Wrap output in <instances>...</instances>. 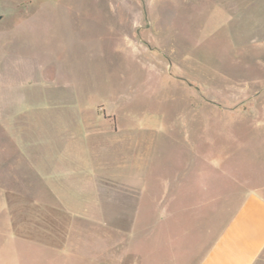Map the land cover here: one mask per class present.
<instances>
[{"label": "rangeland", "instance_id": "374dc122", "mask_svg": "<svg viewBox=\"0 0 264 264\" xmlns=\"http://www.w3.org/2000/svg\"><path fill=\"white\" fill-rule=\"evenodd\" d=\"M28 143L44 144L51 169L59 143L126 160L109 165L129 190L111 203L131 209L146 190L145 233L154 200L177 209L157 226L155 261H185L213 230V203L178 208L198 189L225 201V222L247 193L264 199V0H0V264H119L113 237L75 221L88 220L75 181L54 197L33 176ZM138 243L147 257V236Z\"/></svg>", "mask_w": 264, "mask_h": 264}, {"label": "crops", "instance_id": "0c3cea01", "mask_svg": "<svg viewBox=\"0 0 264 264\" xmlns=\"http://www.w3.org/2000/svg\"><path fill=\"white\" fill-rule=\"evenodd\" d=\"M21 144L22 147H25L23 143ZM93 144L97 145V143ZM40 149L42 152L41 159L38 160L37 156L38 152L40 153ZM44 149V144L42 143H28V166L31 168L33 176L42 180L48 192L54 197H61L60 195L64 193L60 181H75L73 185L75 183L80 189L74 188L73 190L74 209L81 211L88 218V220L75 218V221L79 220L78 222L80 223L78 224L84 226L98 227L107 236L109 235L108 237H113V244L110 245V249L121 246L122 251L117 257H114L112 251H108V256L111 260L113 258L119 259V264H160L158 262L159 258L155 261L156 255L154 253L155 246H160L157 226L166 219L171 220L170 222L173 223L177 209L170 211L162 210L161 200L158 197V200H154L157 204L153 202L155 214L152 218V227L148 228L145 233V230L141 229L139 213L143 207V200L140 198L144 196L146 190H137L134 195L136 202L131 209L127 205H123L120 210L117 206H114V203H111L112 195L117 194L119 191H124L125 193L129 190L128 187L124 186L121 177L117 175L118 172H111L108 169L109 165H120L126 160L118 156L111 157L110 159L93 157L88 150V143H59L58 163L60 166L56 170L55 168L51 169V166L48 165L49 157L43 153ZM35 158L37 160H34ZM93 163L95 166H91ZM48 169L52 170L51 174L45 172ZM97 170H103V172H98V174ZM88 187L90 190H88ZM197 191L198 199L196 201L190 200L191 202H188L185 199L186 201H183L178 208L187 211L194 208V203H202L199 205V208L204 204L213 203L216 205V212L212 213L213 230H209L210 227L208 225V230H205V235L206 237L208 236L206 242L203 243L197 252L194 251L192 246L190 250H186L182 254H185L187 257L185 261L178 260L177 258L173 259V257L170 259L171 262L169 264H264V199L258 197L259 190L254 189L251 193H247L243 201L238 204L236 210L228 216L229 218L226 222L225 219H220L218 211L220 204L222 205L221 209H225V201L220 200L219 196L208 198V189L202 188ZM76 195L81 198V201H87L88 199L86 198L88 196L95 198L101 195L105 197L104 202L106 203L100 202V204L97 203L93 206L84 203L77 205L78 198L75 197ZM28 196H31L29 191ZM57 206L62 211L65 210V207L61 204H57ZM116 210L121 213L119 216L122 224L126 223L125 226L115 227L110 225L112 220L119 219V216L113 212ZM92 213H95V215ZM128 217L130 218L129 222L127 221ZM185 235L187 236L186 240L193 243V239L189 238L188 230L184 232L183 236ZM145 236H147L148 246L152 247V251L148 253L147 257H143L140 253L132 251L134 247H137L139 251L141 247L138 241L144 240ZM174 239L172 242L175 243L177 239ZM36 242L28 239V246L45 247L44 244ZM108 248L105 247V250H108ZM97 256V254L92 252L87 255L79 252L75 255L74 260L93 261L98 258Z\"/></svg>", "mask_w": 264, "mask_h": 264}]
</instances>
